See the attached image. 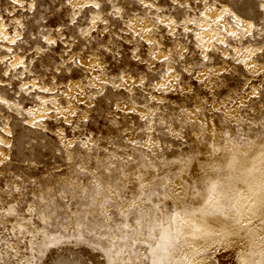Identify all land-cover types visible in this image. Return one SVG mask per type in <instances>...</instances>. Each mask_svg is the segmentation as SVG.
<instances>
[{"label":"snow or ice","instance_id":"snow-or-ice-1","mask_svg":"<svg viewBox=\"0 0 264 264\" xmlns=\"http://www.w3.org/2000/svg\"><path fill=\"white\" fill-rule=\"evenodd\" d=\"M26 2L28 0H12V3L17 4L21 9L25 7ZM66 2L71 11L70 23L74 28H79V33L72 32L70 35H62L60 33L62 28L65 27L63 25L61 28L56 29L58 33L57 39L64 45V59L63 63L53 69V71L73 75L74 70L78 69L79 72L75 73V75H80L82 78L75 85V93L73 94L71 84L65 85L63 90L57 86L56 90L53 91V88L45 87L39 81L33 79L31 86L22 83L19 91L25 97L31 96V102H38L39 106L35 109L26 110L23 108V100L17 102L14 98L9 100L4 98V96H0V107L7 111L16 114L27 111V117L32 119L31 127L34 129H40L45 133L48 132L49 129L43 127V125L46 120L55 117L61 123L66 124L68 129L72 130L71 135H69L63 129L57 128L54 130V135L59 138L60 158L65 162V166L68 167L73 160L78 163L69 168L68 171L61 170L54 165L55 171L44 177L43 182L45 184H53V182H60L75 174L77 184L81 178L87 176L94 185L95 191L99 193V185L95 179H91L96 172H99L105 180H109L113 174L108 169H113L116 175L111 182L121 184L123 176H128L133 182L138 183L145 178L146 173H152L154 180L159 179L161 172L173 166L177 169V172L165 173V175L169 177L184 175L185 169H188L189 177L195 176L199 178L202 170L196 167V164L198 160L204 158L203 148L207 147L210 150L209 155L217 150L214 143L209 144L210 139L214 140L211 130L221 126L223 129L221 135H226L231 126V119H235V117L231 119L228 117L227 109L229 105L221 104L220 107L215 106L219 102L216 98V90L225 87L222 78L226 77L230 70L224 65H221L222 70L219 71L215 67H207L213 60V57L209 54L220 50L215 47L216 44H219L222 49L231 52L232 55L225 57V60H231L235 64L243 65L248 73L262 78L259 89L251 86L250 81L245 85V87H250L251 90V97L249 98L264 95V64L251 63L254 59L264 60V47L254 48L245 45L243 50H241L239 46L246 39H254L256 34L264 36V22H261L259 28L255 24H249V27L245 28L243 21L233 11L221 7L222 15L214 21L218 26L216 38L213 41L197 43L195 47L199 51L195 53V59H193L192 50L181 44V41L186 44L191 43L186 35L192 31L188 25L200 28L199 16L189 18L188 15H182L178 16L177 19H169L168 23L165 24L159 18L160 9L156 7V0H152V2L130 0L133 6L138 4L145 10L144 18L154 8L157 13L152 27H142L137 30L133 22L136 16L129 6V0H125L123 7L117 6L113 0H90L89 3L82 4L79 7H73V0H66ZM195 2L203 5L205 12L200 13V15L205 16V18L207 11L215 12L216 6H218H214L216 0H212V2L210 0H195ZM172 3L178 9H185L188 13L191 12V7L186 2H182V0H172ZM102 5L105 7L102 8ZM34 7V2L29 4L30 9ZM108 7H111V11H108ZM261 7L264 8V5ZM85 9L88 11H85ZM90 12H95L96 14L90 15ZM225 17L228 18L229 23L236 31H229L221 26ZM16 25L23 28L19 20L16 21ZM82 25L87 26L84 27ZM157 25H163L167 36L174 39L172 47L165 46L160 38ZM174 25L179 31H173ZM4 31H7V29H4ZM202 31L207 32L208 29L203 28ZM145 33L154 36L155 39L146 40ZM220 33H224L229 42L226 43ZM196 38L199 40V35ZM44 39L49 46L57 44V39L49 40L47 37H44ZM3 40L14 45L18 40H21V37L19 33H16L14 39L4 35ZM232 42H237L236 46H233ZM209 43L213 46L204 47L205 44ZM73 44H78L75 52L73 51ZM6 51H11V49ZM162 53L167 54L162 55ZM161 55L162 58L158 59ZM124 58L134 61L137 66H145L144 75L137 76L139 84L136 83V79H132L131 84L129 83L127 78L130 74L129 68H124L123 71L116 68L115 77L111 76V69L107 67L108 60L111 59L115 64H121V67H123L122 60ZM0 64H5L7 67L11 64V60L5 56L0 59ZM15 67H20L25 71H27V68L24 62L21 61L19 65H14L10 69V71H13L15 78L20 79L19 73L14 72ZM3 76H9V72H3L2 76H0V88L11 87L10 84L3 81ZM192 81L197 82L205 89V92L203 94L198 93L191 86ZM49 83L55 85V81L50 78ZM98 85L101 87H98ZM104 86L129 93L128 101L123 102V109L117 106V111H127L129 102L133 105L131 109L133 113L138 108L145 109V114L140 116V119L146 122L141 128L145 135H147V132L155 133L156 127H153V125H156L184 146L187 145V141H185L182 133L191 137V131L185 132V129L189 125L196 128L198 135L197 140L193 141L192 154L185 155L182 152L178 159L167 160L164 157V153L171 150L170 145L165 144L161 147L159 143L153 141L150 135L147 136L146 140L142 136L139 141H134L124 131L123 135L127 141L128 151L134 152L136 149L143 150L147 148V154H143L141 151L139 153L134 152L135 158L134 155L127 154H125L126 158L120 157L121 165H128L127 168L109 163L108 159L102 158L101 161L97 162L93 156H87L86 159L91 164H94V168L92 172H86L82 166L83 161L77 155V151L87 149L89 152L95 153L97 149L95 145L91 144L93 138L83 132L82 125L88 122L87 115L83 110H74V107L81 103H83L84 107L91 106L92 100L98 96H104ZM185 86L188 87L187 92H184ZM133 88L143 96L142 103L137 104V97L133 93ZM34 92L43 93L48 98L42 99L40 95H32ZM168 92L183 94L193 106L192 110L188 111L187 108L178 106L176 109L178 115H173L171 111L164 113L160 107L162 101L158 100L155 94L158 93L163 96ZM84 97H87V99H84ZM209 100L212 103H209ZM169 107L171 108V105ZM240 107L245 106L240 105ZM208 113H213L212 119L208 118ZM37 115H40V119H36ZM69 116L72 117L71 120H69ZM214 121H218V123H214ZM173 125H177L179 130H175ZM76 129H80L81 135L79 137L76 136ZM0 131H3V128H0ZM8 135H11V133H8ZM197 141L200 145L199 149L196 148ZM149 143H151V147L148 146ZM0 144H3V141H0ZM4 147L10 149L12 146L8 144L4 145ZM110 147L114 150L116 148L115 145H110ZM69 150H73L71 155ZM119 150L122 153L124 152L123 148ZM103 152L106 157L110 155L108 148L103 149ZM0 156L3 157L0 160V165L10 159L8 156H4L3 153H0ZM150 157L151 159H149ZM37 165L38 162H32L29 166L35 168ZM133 172L137 173L134 177L132 176ZM120 174H123V176ZM22 179L20 176L16 177V180L22 181ZM169 182L174 181L170 180ZM189 187L195 198L200 197L202 194L205 195L203 205L191 208L187 205L179 207L165 205L164 201L172 195H175L178 199H183L184 197L181 196L180 192L173 194L168 190L167 184H164V196L159 198L161 202L154 204L149 213L146 214L145 211L138 208L132 210L131 214L135 217V224L138 226L132 227L127 234L124 232V229L128 227L124 222V212L117 208L113 213L117 220V224L114 226L115 230L108 228L106 229L107 235H101L97 238L102 243V246L97 244L95 250L101 253L102 264H139L136 259L129 260L128 254L133 249H136V243L141 238L145 241L142 246L148 253L143 257L145 261H150V264H178L173 257L179 254L182 261H187L186 247H191L188 243V238H197V234H203V237L211 240V243L203 251L197 252V255L208 261L209 264H218L216 258L223 257L227 253L235 256L236 247H242V245L236 244V247H233L235 239L230 231L218 228L213 229L200 223L201 218L220 217L229 219V213L233 210L232 202L226 201L225 204H222L217 199L215 194L218 189V181H208L203 188L193 181ZM71 188H73L72 185L59 183L55 186V191L64 193ZM139 188L142 189L143 185L139 184ZM124 189L126 193L128 191L132 192L133 203H135L138 198L136 190L130 189L128 185H124ZM77 190L81 191L82 195H87L78 187ZM10 191L13 195L24 196L26 194L23 183L19 187H12ZM73 195H75V192H73ZM149 195L158 194L153 190ZM194 197L188 198L193 199ZM124 198L127 199V196L125 195ZM30 199L33 200L36 207H30L27 203L23 206L8 205L0 209V214L20 221L18 226L11 228V232L15 237V242L23 244L25 253L30 248L31 256L28 258L27 264H45V262L46 264H57V257L66 255L67 250L64 249L63 242L56 243L59 240L58 236L52 235L47 231V229L51 228L47 217L55 216L53 201L51 198L44 196H33ZM107 204L114 208L116 207L111 200L107 201ZM94 207L95 205L93 204ZM103 207L101 206V222L110 219L108 213L103 211ZM33 218L38 223L32 224ZM65 224L67 226L68 222L66 221ZM140 225L144 227H140ZM117 231L120 232L119 237L116 235ZM85 235L95 236L96 234L89 231L86 234L73 235L71 241L73 243L77 241L83 243ZM117 239L119 243H117ZM256 240L258 242L255 246H251L246 253L250 259L241 258L240 264H264V236H259ZM257 248L259 249L258 253L255 251ZM9 254H15V249L10 248ZM257 254L260 256L259 261L255 259ZM3 255V252L0 251V261H2ZM135 255L139 257V249H136ZM120 256H124L125 260L120 261L118 259ZM60 264H62V261ZM230 264H234V260Z\"/></svg>","mask_w":264,"mask_h":264},{"label":"rangeland","instance_id":"rangeland-1","mask_svg":"<svg viewBox=\"0 0 264 264\" xmlns=\"http://www.w3.org/2000/svg\"><path fill=\"white\" fill-rule=\"evenodd\" d=\"M74 1L75 0H73V2ZM33 2L35 7L30 9L29 4ZM113 2L116 3L117 6L123 7L125 0H113ZM146 2H152V0H146ZM182 2H186L191 8H193L190 13L186 12L185 9H178L177 6L172 3V0H156V7H160L158 13L159 18L162 15H171L176 19L178 16L182 15H188V17L199 16L200 22V13L205 11L203 5L197 4L195 0H182ZM210 2H212V0H210ZM16 5L17 4L12 3V0H0V14H2L5 21L6 32L11 37H15L16 33L19 32L21 37V40H18L16 44L13 45L14 48L12 51H6L5 46L7 43L4 40L2 41L0 59L5 57V53L10 52L7 57H11L12 60L11 64L7 67L5 64H0V76H2L3 72H9V76H3V81L11 85V87L8 88H0V96H4V98L9 100L14 98L17 102L23 100L22 107L26 110H31L33 107L39 106V104L38 102H31V96L25 97L24 94L20 93L19 89L22 86V83L25 84L26 82L35 79L43 86H58L63 90L65 85L70 84L73 80H81L82 77L80 75H75V73L79 72L78 69L74 70V78L73 75L53 71V69L63 63L64 59V45L61 44L59 39H57L58 33L56 32V29L61 28L63 25L65 27L62 28L60 34L70 35L72 32L78 34L79 28H74L70 23L71 11L66 0H28L23 9L18 5L15 9L14 6ZM216 5H218L217 7L219 10L221 7H229L233 12H236L242 18L247 19L251 24H255L257 28L260 27L261 22H264V8L261 7L264 5V0H216L214 6ZM129 6L132 8L135 16L144 18L145 10L143 8L138 4L133 6L130 0ZM104 7L105 6L102 5V8ZM85 11L88 10L85 9ZM108 11H111V7H108ZM94 13L95 12H90L89 14L94 15ZM81 15H83V13H81ZM156 15L157 13L154 8L147 14V17L154 20ZM17 20L21 21V24L23 25V28L19 27V30L16 25ZM177 22L179 23V21ZM226 22L232 27L227 17L223 20L221 26L226 28ZM82 26L86 27L87 25ZM216 28H218V26H216ZM190 29H192V31L186 35L191 43L186 44L181 41V44H184L192 50L193 59H195V53L199 51V49H196L195 45L202 42L200 39L197 40L196 38L197 35H200V33H196V28L191 25ZM194 29L195 31H193ZM159 32L160 38L165 46L169 48L172 47L174 39L167 36V32L163 25L160 26ZM48 36L55 37L57 39V44L49 46L44 39V37ZM220 36L225 39L226 43L229 42L224 33H220ZM73 39L75 38L73 37ZM232 43L233 46H236L237 44V42ZM245 45L254 48L264 47V36L256 34L254 39L249 38L244 40L239 45L241 50H243ZM72 47L75 52L78 44H73ZM89 47H91V45H89ZM215 47L220 50L209 54L213 57V60L207 67L216 68L221 67V65H229L228 69L230 70L226 77L222 78L225 87L216 90V98L219 101L216 105L220 107L221 104H225L229 105L228 108H233V106L242 98L247 100L245 103H240L245 107H240V111L237 114L238 116H232L235 117V119L231 120L228 134L221 136L220 147L224 154L226 152V140L228 139L230 143L240 147L243 151V155L247 156L254 145L264 144V95L250 99V87H245V85L250 81L251 86L259 89L260 80L262 78L248 73L243 65L235 64L231 60H225V57H230L232 53L222 49L219 44H216ZM14 49L22 57L27 68V71L22 68L18 70L14 68V72L19 73L20 79H16L13 75V71H10L13 67L12 62L15 60V56H12ZM225 51L229 53L227 56L224 55ZM254 60L257 65L264 64V60ZM122 65L123 67H121V64H115L111 59L108 60L107 67L111 69L112 77H115L116 68H119L121 71H123L124 68H129V77H131V79H138L137 76H143L146 71L144 65L137 66L134 61H129L127 58L122 60ZM157 67L159 66L157 65ZM205 71H207V69H205ZM49 78L55 81V85L49 83ZM30 84H32V82L28 85ZM191 86L200 94L205 92V89L195 81L191 82ZM187 91L188 87L185 86L184 92ZM133 93L135 97H137V104L142 103L144 99L143 96L136 91L135 88H133ZM32 95H38V93L34 92ZM155 95L158 100H160V97L163 98L160 107L164 113L171 111L173 115H178V112L176 111L178 106L187 108L188 111L192 110L193 106L190 101L179 92H168L163 96L158 93ZM128 99V92L106 86L104 96H98L96 99L92 100L91 106L84 107L83 103L79 105L80 109L78 108V110H83L85 113L88 111V122L82 125L83 132L93 138L91 144L95 145L97 149L95 153L89 152L87 149L77 151V155L81 157V161H83L82 166L85 168L86 172H92L94 168V164H91L86 159L87 156H93L94 160L97 162L101 161L102 158L108 159L109 163H114L118 167L127 168L128 165H121L120 157L123 156L126 158L125 154L134 155V152L139 153L141 151L143 154H147V148L143 150L136 149L134 152H129L126 138H124L123 135L124 131H126L134 141H139L142 136L146 140L147 136L150 135L152 136L153 141L159 143L161 147L165 144L170 145L171 150L164 153V157L167 160L178 159L182 152L185 155L192 154L193 141L197 140L195 133L198 134L196 128L189 125L185 129V132L191 131V137L182 133L185 141H187V145L184 146H182L179 141L174 140L169 133L162 131L156 125H153V127H156L155 133L147 132V135H145V132H142L141 128L146 122L140 119V116L145 114V109L138 108L137 111L133 113L131 112L133 105L129 102L128 106H131L130 111H117V106L123 109V102L128 101ZM209 103H212V101L209 100ZM169 105H171V108ZM212 116L213 113H208L209 119H212ZM29 119L31 118L27 117V111L22 114H16L0 107V128H3V131L0 132L6 134L4 131L5 127L10 125L12 128L11 135L7 136L10 138L9 144L12 147L10 149L6 147L4 148L7 154H9L7 156L10 159L7 162H4L1 166L2 168L0 167L2 170L0 176V209H3L8 205L23 206L25 203L30 207H36V204L30 199V197L33 196L51 198L53 201L55 216L47 217L49 224L51 225V228L47 229V231L52 235L58 236L59 240L56 241V243L63 242V247L67 250L66 255L57 257V264H60L61 261L62 264H102L101 253H98L95 250L97 244H101L102 246V243L97 238L101 235H107L108 233L106 229H114L117 220L113 213L117 208L124 212V222L128 225V227L124 229V232L127 234L132 227L138 226L135 224V217L131 214L132 210L138 208L145 211L147 214L154 204L161 202L159 198L164 196V184H167L168 190L173 194L175 193L174 186H177L176 183L178 181H180L181 185L187 184L183 175H174L171 177L165 175V173L177 172V169L174 166L161 172L159 179L154 180L152 178V173H146L145 178L138 183L133 182L130 177L123 176V174H120L123 176L121 184L111 182L116 175L113 169H108V171L113 174L109 180H105L99 172H96L95 176L91 177V179H95L96 183L99 185V193L95 191L94 185L90 182V179L87 176L81 178L77 184V177L75 174H72L69 178L60 182L56 181L53 182V184H45L43 178L49 173L55 171L53 167L54 165L61 170L68 171L69 168L78 163L74 160L68 165V167L65 166V162L60 158L59 138L54 135V130L57 128L64 129L69 135H71L72 130L68 129L67 125L61 123L60 120L54 119L48 120L43 125V127L49 129V131L45 133L40 129H34L31 126L28 127L27 124L29 123ZM214 122L218 123V121ZM219 127L223 130L221 126ZM173 128L179 130L177 125H173ZM80 135V129H76V136L79 137ZM209 144H211V139L209 140ZM110 145H115V150L110 147ZM148 146L151 147V143H149ZM105 148H108L110 154L107 157L103 152V149ZM120 148L124 149L123 153L120 152ZM196 148H200L198 141ZM153 151H155V149H153ZM209 151L210 150L207 147H204V158L198 160V162H206V166L217 165V168L213 169L212 174L208 176V181H211L210 179L213 177L217 181L222 177L220 167L225 169V166L219 162L215 152L209 155ZM149 159H151V157ZM32 162H38L37 167H30L29 165ZM231 167V171L233 172L223 176L225 180L221 184V189L231 190L232 185H234L233 187H237L235 186L237 183L236 179L239 177L240 173H243V170L235 168V165ZM185 170L186 172L184 175H188V169ZM202 170V173L205 175L203 168ZM129 171H131V169H129ZM135 175H137V173L133 172L132 176L134 177ZM17 176L22 177V181L16 180ZM196 178L197 177L195 176L190 177L191 180L189 185L195 181L197 185L203 188V186L195 180ZM170 180L174 182H169ZM21 183L24 185L26 194L24 196L13 195L10 189L12 187H19ZM59 183L72 185L73 188L64 193L56 192L55 186ZM139 184L143 185L142 189L139 188ZM124 185H128L130 189L136 190L138 198L135 200V203H133L132 192L128 191L126 193ZM77 187L82 189L87 195H82L81 191L77 190ZM153 190H155L158 195L150 196L149 194L152 193ZM73 192H75V195H73ZM188 193V190L184 192L185 198L183 200L181 199L182 205L188 206L190 204V202L186 201L189 197ZM125 195L127 196V199L124 198ZM173 199L174 195L170 196L164 201L165 205L176 206L174 205L175 203ZM109 200L115 203V208L107 204V201ZM93 204L95 205L94 208ZM101 206H104L103 211L107 212L110 217L109 220L104 222H101ZM15 220L16 219L0 214V251L4 254L0 264H27L28 258L31 256L30 248L28 252L25 253L23 244L15 242V237L11 232L12 227L18 226ZM66 221L68 222L67 226L65 224ZM36 223L38 222L33 218L32 224ZM140 227L144 226L140 225ZM253 227L255 226L253 225ZM89 231L95 232L96 235H85L83 243H80L79 241L73 243L71 241L73 235L86 234ZM116 235L119 237L120 232L117 231ZM259 236L263 235H258V237ZM14 243L21 246V251L19 253L15 251V254L10 255L9 249L12 248V244ZM117 243H119L118 239ZM144 243L143 238L137 241L136 249H139V257L135 255L136 249H133L132 252L128 254L129 260L136 259L139 261V264H142V261L144 260L143 257L148 254L142 246ZM233 247H236V243ZM187 249L188 248L186 247V252ZM227 254H230L227 259L231 260V262L234 260V264H240L241 256L238 247H236L235 256L231 253ZM49 255L51 257V253ZM173 258L178 260L180 264H190L188 259L187 261H182L179 254H176ZM118 259L124 261L125 257L120 256ZM216 259L219 264V257ZM206 262L209 264L208 261ZM145 264H150V261H145ZM227 264H230V262Z\"/></svg>","mask_w":264,"mask_h":264},{"label":"bare ground","instance_id":"bare-ground-1","mask_svg":"<svg viewBox=\"0 0 264 264\" xmlns=\"http://www.w3.org/2000/svg\"><path fill=\"white\" fill-rule=\"evenodd\" d=\"M89 2H90V0H83V1L75 0L73 2V6L74 7H79L80 5L85 4V3H89ZM14 7L16 9L17 5L14 6ZM158 8H160V7H158ZM191 9H193V8H191ZM225 9H229V10L233 11L232 9H230L227 6L225 7ZM234 13L240 18L241 21H243V25L248 28L249 24H251V23L247 19L242 18L236 12H234ZM95 14L96 13H94V15ZM221 15H222V12H221V10L218 9L217 6H216V11L215 12L207 11L206 18H205V16L201 15L200 22H199L201 27L200 28H196V33H200L199 37H200V41L201 42H203V41H213L216 38V35H217V32H218V30H217L218 28H216L217 25L214 23V21ZM14 16H16V15H14ZM189 18H193V17L190 16ZM160 19H162L164 21V23L167 24L169 19H176V18L171 16V15H162L160 17ZM225 19H226V17L224 18V20ZM133 22L136 25V29L139 30L142 27L143 28L152 27L153 23H154V20L150 19L149 17L143 18V17H140V16L139 17L136 16V19ZM20 23H21V21H20ZM160 26H156L158 28V30L160 29ZM5 27H6L5 21L3 19L2 14H0V51L2 49V41H3V36L4 35H7V36H9L10 38H13V39L15 38V37H11L10 35H8V33L6 31H4ZM188 27L190 28L191 25H188ZM203 28H207L208 31L207 32L202 31ZM226 28L229 31H236V29L233 28V27H230L227 22H226ZM18 30H19V27H18ZM249 30H251V29H249ZM173 31H179L178 29H176L175 25L173 26ZM193 31H195V29ZM47 39L51 40V39H56V38L52 37V36H48ZM145 39L146 40L155 39V37L145 33ZM6 43H7V45L5 46V49L6 50L7 49H11V51H12L13 48H14L13 44H10L8 42H6ZM212 46L213 45L211 43L204 45V47H212ZM9 54H10V52L5 53L4 55L8 56ZM164 54H167V53H162V55H164ZM228 54L229 53L227 51L224 52V55L227 56ZM13 55L15 56V60H14V62H12V66L19 65L21 63V61H23L22 57L15 51V49L12 52V56ZM162 55L160 57H158V59L162 58ZM0 58H1V56H0ZM10 60H12V58ZM93 62H95V61H93ZM251 63H256V62H255V60H253ZM226 67L228 68L229 65H226ZM15 69L18 70V69H20V67H15ZM216 69L218 71L222 70L221 67H216ZM127 78L129 79V83L131 84V80H132L131 77L128 76ZM102 79H104V77H102ZM79 81L80 80H73L70 83L72 85V87H73V94L75 93V85ZM31 82L33 83V81H29V82H26L25 84H29ZM136 83L137 84L139 83V79H136ZM31 85L32 84H30L29 86H31ZM45 87H47V86H45ZM98 87H101V86L98 85ZM51 88H53V91L56 90V86L55 87H51ZM105 88H106V86L103 87V91L105 90ZM38 95H40L42 99L48 98L43 93H38ZM84 99H86V97H84ZM159 99L163 100V98H161V97ZM246 101L247 100L242 98L239 102H237L233 106V108H228L227 109L228 117L231 119L233 115L234 116H238L237 114L240 111V105H241L240 103H245ZM215 106L219 107L218 105H215ZM35 108L36 107H33L32 109H35ZM78 108H79V105H76L74 107V110H78ZM130 109H131V106H128V110L127 111H130ZM41 111H43V109H41ZM87 112L85 113L86 115H87ZM20 114H22V113H20ZM36 119H40V115H37ZM54 119H56V118L52 117V118H50L48 120H54ZM71 119H72V117L69 116V120H71ZM48 120H46L45 123ZM231 120H233V119H231ZM31 123H32V119H29V123L27 124V126L30 127ZM4 131H5L6 134H2L0 132V141H3V144H0V153H3L4 156H7L9 154H7L6 150L4 149L5 148L4 145H8L10 143V138L7 137V136H8V133H12L11 126L9 125V126L5 127ZM211 131L213 132V135H214V140L211 139V144L214 143L215 147L217 149L215 151V155L217 156L219 162L221 164H224L225 169H226L225 170V169H223L222 167L219 166L221 174H222V177H220V179H218L220 181L217 180L218 181V189H217V192H216L215 195H216L217 199H219L220 201H222V200H231L232 197L235 194L234 193V189H240V188H243L244 186L242 184L238 183V178H239L238 177L236 179L237 183L235 185L237 187H233L234 185H232V189L231 190L221 189V184L225 180L223 176L228 174V173H230V172L231 173L233 172V171H231L232 170L231 166H233V165H235V168L243 170V173L258 169L259 164L261 162V156L260 155H256V154L253 153V149L257 145H254L250 149L249 154H247V156H245V155H243L242 149L240 147L235 146L232 143H230V141H228V139L226 140V147H225L226 148L225 149L226 152L223 154V150L220 147V145H221L220 138L222 136L221 135V131H222L221 128L218 126L215 129H212ZM197 135L198 134L195 133L196 137H197ZM71 152L72 151L69 150V154L70 155H71ZM229 153H231V154H229ZM262 155H264V154H262ZM2 159H3V157L0 156V160H2ZM2 165H0V167ZM196 167H199L201 170H202V168L204 169L205 175L203 173H201L200 177L195 179L196 181H198V183H200V185L204 186L205 185L204 183L209 180L208 176H210L212 174V170L213 169L217 168V165H213V166H210V165L208 166L207 165L206 166V162L203 163L201 161H199V162L197 161ZM185 172H186V170H185ZM1 174H2V170L0 169V176H1ZM183 177L186 179V183L187 184L181 185L180 181H178L176 183L177 186H174L175 192H180L181 196L184 197L185 196L184 192L186 190H188L189 197H194V194H193L191 188L189 187V182L191 180L190 177L188 175H183ZM210 180L212 182H216V179L214 177L211 178ZM204 199H205V195L202 194L198 198H195V197L193 199H188L187 198L186 201L190 202V204L188 206L191 208L193 206L200 207L201 205H203ZM182 200L178 199L174 195V199H173V201L175 203L174 205H176L178 207L182 206V203H181ZM15 221H16L17 225L20 224V221L18 219H16ZM200 223L204 224L205 226H210L213 229L218 228V229L230 231L234 235L235 243L239 244V245H242V247H238V251L240 252L241 258L250 259L246 255V253L250 250V247L253 246L252 236H251V229L254 228L253 225L255 227L257 225H264V216H262L260 218H257L248 209L240 208L238 215H237L236 212H232V213L229 214V219H226L223 222L220 221V217H209V218H201ZM258 235H263L264 236V231H258L256 237H258ZM188 243L191 245V247H187L188 249H187L186 253H187V257H188V260H189L190 264H207V262L205 260H203L200 256L197 255V252L198 251H203L204 248H206L208 246V244L211 243L210 238L203 237V234H197V238L189 237L188 238ZM12 248H14L17 253H19L21 251V246L19 244H16V243L12 244ZM255 251L258 253L259 249L257 248ZM229 255L230 254H224L223 257H219V264H227V263L231 262V260L227 259V257ZM255 259L259 261L260 260V256L257 254L255 256ZM176 261L178 262V264H180V262L178 260H176ZM142 264H145L144 260L142 261Z\"/></svg>","mask_w":264,"mask_h":264},{"label":"clouds","instance_id":"clouds-1","mask_svg":"<svg viewBox=\"0 0 264 264\" xmlns=\"http://www.w3.org/2000/svg\"><path fill=\"white\" fill-rule=\"evenodd\" d=\"M253 153L261 156V162L258 169L239 174L238 183L244 187L234 189L235 194L231 199L233 210L230 213L236 212L238 215L240 208H246L255 217L260 218L264 216V155H262L264 154V145L255 146ZM226 201L229 200H222L221 203L225 204ZM225 220L220 218L221 222ZM258 231H264V225H257L251 229L253 246L258 242L256 240Z\"/></svg>","mask_w":264,"mask_h":264}]
</instances>
